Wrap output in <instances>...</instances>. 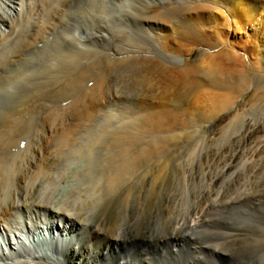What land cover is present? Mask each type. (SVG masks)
Wrapping results in <instances>:
<instances>
[{
	"label": "bare ground",
	"instance_id": "bare-ground-1",
	"mask_svg": "<svg viewBox=\"0 0 264 264\" xmlns=\"http://www.w3.org/2000/svg\"><path fill=\"white\" fill-rule=\"evenodd\" d=\"M112 1L125 7L123 28L108 24L106 0H0V90L17 89L0 109V264H264V252L238 261L231 212L204 213L224 194L210 184L227 162L186 214L175 202L188 205L190 178L175 173L159 224L150 205L161 170L150 190L143 176L130 181L179 115L171 96L183 111L219 110L263 82L233 112L257 111L242 141L261 143L264 0Z\"/></svg>",
	"mask_w": 264,
	"mask_h": 264
},
{
	"label": "rangeland",
	"instance_id": "rangeland-1",
	"mask_svg": "<svg viewBox=\"0 0 264 264\" xmlns=\"http://www.w3.org/2000/svg\"><path fill=\"white\" fill-rule=\"evenodd\" d=\"M106 2L108 4L106 3L105 17L108 21V24L114 29H119L122 26L125 27L124 25H121L120 21H119V17L123 18V16H121V15L123 14V8H125V7H122L119 5H114L112 0H106ZM115 6H116V8H115ZM126 9H128V8H126ZM114 15H115V17H114ZM116 16H118V19L116 18ZM129 26L133 27V28H130ZM129 26L128 25L126 26V32L128 33V35L130 37L138 38V39L146 41V35L144 33H141V31L138 29L137 26H135V25H129ZM135 27H137L136 29L139 31L135 30ZM130 30H131V32H130ZM243 34H244V32L241 34H238V35L240 36ZM38 45H40V43H38ZM22 66H24V65H22ZM29 70L32 71L31 69H29ZM29 70L27 72L30 73ZM243 83L246 84L245 81L241 82V84H243ZM262 83L263 82H259L258 80L257 81L256 80L251 81L250 84L246 85V89H245L246 91L239 94L236 101L232 102L230 105H227L226 107L221 108L219 110L207 109V110H200L199 111L196 108L194 109V107H192L188 111H183V109H181L182 100L176 98L175 96H171V102H170L169 106H171L172 108H177L179 106L180 108L178 107L179 110H177L178 111L177 115L178 114L179 115L177 116V118L172 117L170 119V122H171L170 127L168 129H166V132L163 130L159 131V135L163 139L160 140V141H162V144L160 145L161 147H158L154 152L156 155H154V153H153L150 157H148L149 160L145 159L146 161L144 160L143 162H141V165H140L141 168L139 167V169L134 173L135 175L133 174V176L130 177V181L133 182L137 178L141 179L143 176L142 179L144 182V186H146V190L147 189L150 190L151 187H150L149 182H151V180H152L151 174L156 173L158 170H161V176H160L161 179L159 178L155 182L156 186L154 187L155 191H156V193H155L156 198L154 200L155 203L150 205V207H152V209L154 208L153 212H156L155 215L153 216V219L157 224H159L160 221L162 220V218L169 214L168 213L169 211L165 210V208L162 209L161 204H159L160 202L158 203V201H162L164 199V197L166 196V188H168V185H169L171 179H174L175 173L179 174V176H181V177H189L190 178L191 184L189 185L190 190H189L188 196H187V204L188 205H184V200L183 201L177 200V202H175V208L177 210H181V211L183 210L181 213L186 214L189 211V208H190L189 206H193L194 203H196L197 200H196L195 196L200 192L201 189H204L206 187L207 183L209 182L211 175L217 173L221 169V167L225 166V163L227 162L229 165L223 167L221 170V173L218 174V177L216 176L210 184V186L211 185L212 186L217 185L218 187H220L221 193H224V194H220L219 196H216V197H214L215 195L212 194L211 197L209 198V202H210L209 203L210 205L208 204L209 208L206 207L204 213L206 216H210L214 212H218L220 209L226 210V211L228 210L229 212H231L230 216H232V218L235 221L237 220L236 222H238L240 224L238 226L239 229L236 230L235 236L233 238V240L235 239L233 249L235 251V254L237 253L236 254L237 258L240 257V259H238L239 262L244 261V258L242 256L246 257V255H248L247 257L250 256L249 258H253L254 255H258L259 253L262 254L264 252V237H263L264 236V161H263L264 160V131L253 132L259 138V140L262 139V141L260 140L261 143L260 142L256 143L254 145V147H256V148L252 149L253 145L252 146L249 145V143H250L249 140L247 143H245V142L243 143L244 137H245L244 136L245 135L244 134V131H245V126H244L245 122L244 121L251 118L250 123L254 124L255 118L258 116L257 111L256 110L254 111V109L251 108L252 110L249 109L248 111L238 113V115H235L233 112L235 111L239 102L241 100H243L248 95V93H250L253 89H257L258 87L262 86ZM241 88H243V87H241ZM16 91H17L16 87H10V88H7L5 90H0V109L1 110L3 108H6V106L10 107L12 105L11 102H12V99L14 98L13 95H15ZM64 104L65 103H62V106H64ZM48 106H50V103L48 104ZM252 111H254V112H252ZM235 117H236V119H235ZM149 118L151 119L150 116H149ZM232 118H234L235 120ZM252 118H254V119H252ZM221 121L225 122L226 124L224 123V125H222ZM230 121H232V122H230ZM182 123H184V124H182ZM227 128H228V130H226ZM167 130L171 131L173 134L171 132L170 133L167 132ZM172 135L174 136V138L172 137ZM226 141H228V142L226 143ZM24 142L25 141L21 142V145H23ZM223 143H225V144H223ZM201 144H202V146H201ZM233 144H235V146H233ZM194 145H195V148H194ZM192 147L194 149V152H193ZM196 148H199V149H197L198 152L196 151ZM191 149H192V151H191ZM168 151H170V152H168ZM228 151H230V152H228ZM215 155H216V157H215ZM191 157H193L194 159ZM158 160L160 161V163H158L159 162ZM155 161H158V162L156 163ZM78 162L79 161H77V160H73V161H70L69 163H67V165H65L66 166L65 171H70V167L72 165L77 164ZM218 163H222V164L220 165ZM205 164H206V166H205ZM170 165H171V167H170ZM179 166H182V167H179ZM66 168H68V169H66ZM180 168H182V169H180ZM151 169L153 172L151 171ZM184 169L185 170L187 169V170L185 171ZM146 170H147V172H146ZM148 170H150V171H148ZM162 170H164V172ZM147 173H149V174H147ZM167 174L169 176L171 175L170 176L171 178ZM201 177H202V179H201ZM60 183L58 182L56 184V188L57 187H60V188L63 187L64 182H62L61 184ZM166 183H167V185H166ZM201 183H202V185H201ZM214 183L215 184L217 183V184L215 185ZM221 185H222V187H221ZM202 186H204V187H202ZM214 191L215 190H213V192ZM215 199L217 201H215ZM227 199H230V202ZM233 199H234V201H233ZM170 202H173V200ZM189 202H190V204H189ZM141 203L143 205L142 207L144 210L145 206L147 205L146 200L145 199L142 200ZM163 210H164V212H163ZM175 213H177V212H175ZM26 220H27V222L30 223L29 219H26ZM209 224L210 223L207 222V223H204L202 226H204L203 227L204 229H208V228L212 229L213 227L209 226ZM241 226H242V228H241ZM258 229H259V231H258ZM257 238H259V239H257ZM221 242L222 241L218 240L217 245H220ZM90 246L93 247L94 243L90 244ZM261 246H262V248H261ZM236 249H238V250L240 249V250L238 251ZM258 250H259V252H258ZM204 251L205 250H201V254H200L201 257L204 256V254H205ZM251 255H253V256H251ZM212 258H214V257H212ZM192 262H193V260H191L190 263H192ZM218 264H222V263H218Z\"/></svg>",
	"mask_w": 264,
	"mask_h": 264
}]
</instances>
